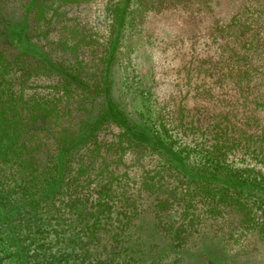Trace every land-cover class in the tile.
<instances>
[{"label": "rangeland", "instance_id": "obj_1", "mask_svg": "<svg viewBox=\"0 0 264 264\" xmlns=\"http://www.w3.org/2000/svg\"><path fill=\"white\" fill-rule=\"evenodd\" d=\"M124 3L81 0L47 8L40 22L25 16L24 36L19 25L12 39L46 68L29 77L12 68L11 92L54 102L73 114L63 124L73 123L85 98L79 65L59 42L76 43L73 30L105 42ZM10 7L17 22L21 0ZM125 16L108 66L120 118L173 150L190 174L264 186V0H129ZM85 53L93 70L96 58ZM122 128L105 121L76 148L53 206L12 240L0 231V264H264L262 190L231 194L251 209L247 218L219 185L189 182L161 151L123 140L120 153ZM22 181L14 172L2 182L15 192Z\"/></svg>", "mask_w": 264, "mask_h": 264}, {"label": "trees", "instance_id": "obj_2", "mask_svg": "<svg viewBox=\"0 0 264 264\" xmlns=\"http://www.w3.org/2000/svg\"><path fill=\"white\" fill-rule=\"evenodd\" d=\"M29 1L32 0H21L20 19L12 22L10 19L13 10L10 4L14 3V0H0V231L6 229V233L12 240L14 235L20 233L24 223L32 216L34 217L40 209L53 206L58 196L63 193L70 161L74 152L77 151L76 148L95 138L96 132L109 119L123 127L121 133V138H123L117 145L121 149L120 153H124L125 149L122 146L124 141L139 147H148L156 153L161 151L167 157L171 167L188 177L189 182L219 185L223 191L222 199L237 203L236 210L250 218L251 209L239 204L238 201H231L230 196L232 193H243L245 187L260 189L264 193L262 184L257 182L236 184L223 180L216 174L208 176L190 174L183 160L173 150H168L161 142L147 139L142 131L133 130L126 123L125 125L120 123L123 120L116 112V104L111 97L112 81L108 66L116 58L113 46L122 5L114 9L105 42H98L93 36L83 34L80 30H73L71 33L77 40L76 43L59 42L58 47L71 54L79 65L74 80L85 98L83 101L85 108H82L80 117L73 123L66 121L67 125H64L65 121L61 120L65 115L72 117L70 110H62L54 102L26 99L22 93L11 92L12 78L6 75L12 68L21 70L28 77L40 74L42 69L46 68V65L37 58L33 51H22L19 41L12 39V31L17 29L15 27L20 25V33H23L28 25L25 29L21 28L25 16H33L34 21L40 22L44 19L47 8L56 10L57 6L81 0H49L50 4L47 0H34L27 12L25 6ZM125 21L124 13L121 27ZM86 51L90 58H96L93 70L88 69V63L84 58ZM95 105L100 106L96 112L93 110ZM257 105L264 107L263 102ZM115 115L116 118H114ZM160 123L165 129L162 120ZM234 143L236 142L232 139L227 147ZM158 144L163 146H158ZM222 146L224 144L218 140L216 150H220ZM215 157L217 161H220L218 158L221 154ZM86 166L83 162L81 169ZM14 172L19 174L23 181L15 192H10L3 187L2 181ZM240 180L244 182L245 178ZM204 263L211 264L205 258Z\"/></svg>", "mask_w": 264, "mask_h": 264}, {"label": "water", "instance_id": "obj_3", "mask_svg": "<svg viewBox=\"0 0 264 264\" xmlns=\"http://www.w3.org/2000/svg\"><path fill=\"white\" fill-rule=\"evenodd\" d=\"M128 3H129V0H125V3L123 5V8H122V11H121V14H120V21H119V24L117 26V33H116V38H115V42H114L113 49L116 46L117 41H118V38H119V32H120V29H121V21H122V18L124 16L125 10H126V8L128 6ZM114 118H116V115L114 116ZM120 123L123 124V125H125V122L124 121H120ZM158 146H163V145L158 144Z\"/></svg>", "mask_w": 264, "mask_h": 264}]
</instances>
